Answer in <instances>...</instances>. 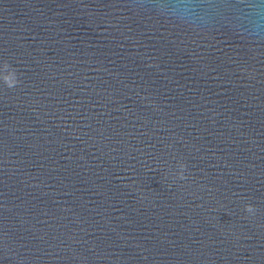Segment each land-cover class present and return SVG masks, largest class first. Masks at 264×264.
Listing matches in <instances>:
<instances>
[{"label":"water","instance_id":"95a60500","mask_svg":"<svg viewBox=\"0 0 264 264\" xmlns=\"http://www.w3.org/2000/svg\"><path fill=\"white\" fill-rule=\"evenodd\" d=\"M152 3L0 0V264H264V43Z\"/></svg>","mask_w":264,"mask_h":264},{"label":"clouds","instance_id":"9594fccd","mask_svg":"<svg viewBox=\"0 0 264 264\" xmlns=\"http://www.w3.org/2000/svg\"><path fill=\"white\" fill-rule=\"evenodd\" d=\"M149 6L185 26L206 24L213 16L227 17L238 34L264 43V0H154ZM246 211L253 212L254 207L248 205Z\"/></svg>","mask_w":264,"mask_h":264}]
</instances>
